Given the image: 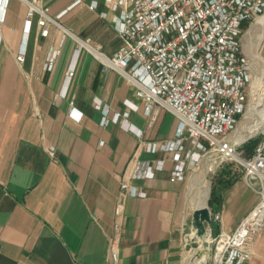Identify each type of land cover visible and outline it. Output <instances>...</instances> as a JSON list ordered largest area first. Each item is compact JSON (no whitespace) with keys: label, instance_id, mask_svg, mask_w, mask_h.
Wrapping results in <instances>:
<instances>
[{"label":"crops","instance_id":"0c3cea01","mask_svg":"<svg viewBox=\"0 0 264 264\" xmlns=\"http://www.w3.org/2000/svg\"><path fill=\"white\" fill-rule=\"evenodd\" d=\"M44 2L56 19L49 22L48 35L40 34L37 16L26 32L22 0H8L0 29V264H108L121 175L137 151L142 158L166 161L155 177L135 180L147 195L126 201L118 264H192L185 233L192 226L188 180L194 171L173 179L172 151L139 146V132L146 140L173 137L178 117L160 108L152 119L137 85L115 68L104 69L84 44L90 38L114 54L122 43L115 19L124 5ZM53 51L57 55L48 69ZM71 65L75 73L69 81ZM95 98L111 115L129 111L127 120L103 125ZM259 199V182L250 183L242 171L223 192L220 206L211 208L221 218H212L208 230L213 236L233 232ZM253 249L246 264H264V228Z\"/></svg>","mask_w":264,"mask_h":264},{"label":"built area","instance_id":"2783aa9c","mask_svg":"<svg viewBox=\"0 0 264 264\" xmlns=\"http://www.w3.org/2000/svg\"><path fill=\"white\" fill-rule=\"evenodd\" d=\"M22 1L27 5L26 32L37 16L40 34L48 35L49 22L56 21L50 15V5L44 0ZM106 1L114 8L124 5L115 19L122 43L112 55L90 38L85 46L98 55L104 69L115 68L128 82L137 85L136 93L145 101L152 119L160 108H167L179 120L175 135L165 140H146L139 132V146L147 152L172 151L173 179H186L190 169L204 162L213 169L227 161H238L246 179L259 182L260 199L237 228L231 233L211 234L210 247L215 248V254L207 264H246L253 257L254 242L264 228V130L246 157L237 150L238 143L231 133L250 104L251 64L243 49V36L247 25L264 14V0ZM7 3L8 0H0V29L6 19ZM95 6L93 1L91 7ZM56 55V51L49 55L48 69L53 67ZM24 58L25 48L17 54L19 61ZM74 73L75 66L71 65L67 71L69 81ZM94 104L102 111L103 125L128 118L129 111L116 110L111 115L102 99L95 98ZM68 111L74 113V99L70 100ZM165 161L166 157L142 158L137 151L122 173L114 234L108 237V264L119 262L127 199L147 195L135 180L155 177ZM211 218L220 219L221 213L211 212ZM189 234L185 233V242L195 249L189 243L195 239Z\"/></svg>","mask_w":264,"mask_h":264},{"label":"rangeland","instance_id":"374dc122","mask_svg":"<svg viewBox=\"0 0 264 264\" xmlns=\"http://www.w3.org/2000/svg\"><path fill=\"white\" fill-rule=\"evenodd\" d=\"M260 22L262 25L259 24ZM263 33H264V15H262L257 21H255L251 25L250 24L247 25V30L243 36V49L246 52L251 64V81L249 86L250 104L252 102H256L259 99L264 100V37L262 39L259 38V36L262 35ZM258 79L260 81H258ZM249 107L247 112L240 118L236 129L231 133V137L234 141L236 139V136L239 134L241 130L243 131L244 134H247L249 132L248 130L249 127H254V125H256L257 123L264 124V113L261 111V108H263V106L259 107L258 109H253L251 110V112L249 111ZM245 126H247L248 128H245ZM262 131L263 129L259 128L255 133L250 135L251 137L261 138ZM250 135H248L244 141L238 142L237 144V150L240 151L245 157L249 155V151L244 147V144L249 138H251ZM224 164L228 165V167L231 168L232 170L231 174L235 178L239 177V174L243 171V165L238 161H227ZM209 166L210 165L208 162H204L202 165H200V167L196 169H190L191 171H189L188 173V175L190 176V173L194 171L192 178L189 177L188 180L190 200L192 204V211H191L192 226H189L188 229L186 230V234L190 233L188 237H190V235L192 236V234L195 235V240L189 242L195 248L193 249V253H192L193 261L190 259V252H188V258L194 264H203L204 255H208V257L210 258L209 259V263H210V260H212L215 254V248L211 247L210 249H207L208 242L202 240V238L205 237V234L210 233V231L208 230V223L207 222L205 223V226L207 228L205 229V232L203 231L200 233L201 226L195 227V231H193L194 230L193 226H195L194 212L198 208L197 203H199V195L204 194V190L207 187H209L208 196L210 198L211 189H212V180L220 169V167H213V169H210ZM209 198L207 197L206 202H207V206L210 207ZM198 236L200 237L201 241L200 239H198ZM197 249L199 250L200 255L196 253Z\"/></svg>","mask_w":264,"mask_h":264},{"label":"bare ground","instance_id":"6f19581e","mask_svg":"<svg viewBox=\"0 0 264 264\" xmlns=\"http://www.w3.org/2000/svg\"><path fill=\"white\" fill-rule=\"evenodd\" d=\"M264 15V14H263ZM262 16V15H261ZM260 16V17H261ZM259 17V18H260ZM258 18V19H259ZM257 19V20H258ZM259 24H261V22L259 23ZM262 25V24H261ZM254 30V29H253ZM264 37V33L262 34V35H260L259 36V38L260 39H262ZM257 53V52H256ZM255 53V54H256ZM263 63V62H262ZM262 63H260V64H262ZM258 81H260L259 79H258ZM254 83H255V81H254ZM259 85V84H258ZM260 89V88H259ZM254 91V90H253ZM258 92V91H257ZM260 98V97H259ZM263 106V108H261V111L264 113V100L263 99H259V100H257L256 102H252L251 104H250V107H249V111L251 112V110H253V109H258L259 107H262ZM248 111V112H249ZM259 112V111H258ZM261 112V113H262ZM245 128H248L247 126H245ZM259 128H262L263 130H264V124H256V125H254V127H249L248 128V130H249V132L247 133V134H244L243 133V131L241 130L240 132H239V134L236 136V139H235V142L236 143H238V142H241V141H244L246 138H247V136L248 135H250V134H253V133H255ZM208 193H209V187H207L205 190H204V194H202V195H199V203H197L198 204V211H199V213H200V220H205L206 218H208L209 217V215H210V211H209V208H208V206H207V202H206V200H207V197H208ZM201 194V193H200ZM200 229V228H199ZM203 232V231H202ZM205 232V231H204ZM189 238H193V239H195V235H193L192 234V236L190 235V237ZM198 239H200V237L198 236ZM202 240L203 241H207L208 242V247H207V249H210L211 247H210V243H211V235H210V233H207V234H205V237L204 238H202ZM200 241H201V239H200ZM196 253H200L199 252V250L197 249V252ZM200 255V254H199ZM208 261H209V257H208V255H204V257H203V264H207L208 263Z\"/></svg>","mask_w":264,"mask_h":264},{"label":"trees","instance_id":"16d2710c","mask_svg":"<svg viewBox=\"0 0 264 264\" xmlns=\"http://www.w3.org/2000/svg\"><path fill=\"white\" fill-rule=\"evenodd\" d=\"M259 140V137H251L246 141L244 147L249 151V154L253 152ZM231 172V168L224 164L214 176L212 180L211 196L209 198L211 208L220 206L223 192L238 178H235Z\"/></svg>","mask_w":264,"mask_h":264},{"label":"water","instance_id":"95a60500","mask_svg":"<svg viewBox=\"0 0 264 264\" xmlns=\"http://www.w3.org/2000/svg\"><path fill=\"white\" fill-rule=\"evenodd\" d=\"M250 137H251V135H250ZM208 198H209V196H208ZM208 208H209V211H210V215L205 220H200V213L198 211V208L194 212V225H195V227L201 226L200 233L202 231H205V229H207L206 226H205V223L207 222L209 224L212 221V218H211V212H212V210H211V208L209 206H208Z\"/></svg>","mask_w":264,"mask_h":264}]
</instances>
